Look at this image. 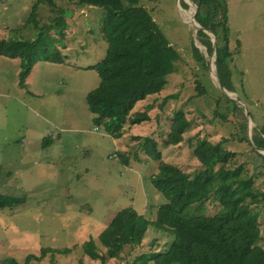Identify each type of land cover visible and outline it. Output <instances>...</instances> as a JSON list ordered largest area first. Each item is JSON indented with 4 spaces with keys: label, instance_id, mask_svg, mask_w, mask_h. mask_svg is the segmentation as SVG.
I'll list each match as a JSON object with an SVG mask.
<instances>
[{
    "label": "rangeland",
    "instance_id": "obj_1",
    "mask_svg": "<svg viewBox=\"0 0 264 264\" xmlns=\"http://www.w3.org/2000/svg\"><path fill=\"white\" fill-rule=\"evenodd\" d=\"M35 1L0 0V39L35 38L38 29L27 23ZM76 1L56 0L67 25L61 39L56 28L49 31L64 63L38 61L20 85L19 60L0 56V193L23 199L12 209H0V262L13 258L22 264L28 255L39 257L42 249L68 248L66 254L48 252L29 264H141L145 255L167 250L173 232L150 224L141 243L125 247L117 257L91 259L81 248L92 238L103 254L99 235L119 210L132 208L152 222L158 206L166 202L151 183L158 161L142 150L144 137L157 142L163 161L191 176L203 168L193 152L197 142L222 141L236 153L233 166L244 163L247 173L255 176V187L264 191V160L259 156L264 149L257 147L258 154L252 150V129L264 125V0H221L227 6L230 54L222 62L224 71L219 68L220 77L233 89L223 87L230 97L243 104L238 106L246 120L231 112L226 99L234 100L218 87L210 70L215 53L197 34L202 27L196 3L140 0L180 57L163 89L131 111L145 112L149 120L126 125L117 139L93 124L85 99L100 80L89 67L106 53L101 31L105 12ZM188 11L195 15L196 27ZM37 12L40 25L57 16L44 3ZM204 31L213 43L214 34ZM177 111L184 113L189 127L180 143L166 144ZM204 207L211 215L219 205L210 198ZM194 209L184 214H203ZM256 209L257 244L264 248V201Z\"/></svg>",
    "mask_w": 264,
    "mask_h": 264
},
{
    "label": "trees",
    "instance_id": "obj_2",
    "mask_svg": "<svg viewBox=\"0 0 264 264\" xmlns=\"http://www.w3.org/2000/svg\"><path fill=\"white\" fill-rule=\"evenodd\" d=\"M193 1L197 5L196 20L202 27L197 31L201 43L212 51L206 29L216 39L214 63L220 77V69L224 71L225 67L222 62L230 54L226 3L221 0ZM42 3L57 16L50 23L40 25L37 10ZM76 3L99 7L105 12L101 31L107 42L106 53L101 61L89 67L97 72L100 80L87 92L85 99L93 124L103 127L117 139L122 136L126 125L149 120L145 112L131 111L137 102L163 89L167 76L176 70L175 63L180 56L140 0H77ZM64 14V9L57 7L56 0H36L27 18V23L38 29L35 38L0 39V56L19 60L20 85L36 62L63 63L66 60L53 45L55 38L49 34L52 28H56L59 38L64 36ZM221 83L225 89L234 92L222 79ZM201 92L205 93L204 87ZM226 101L230 103L232 113L237 112L246 120L241 107L232 100ZM188 127L184 113L177 111L165 143H180ZM252 132V150L257 153V147L264 149V125L252 129ZM134 138L138 139L137 136ZM140 146L149 157L158 161L151 183L166 202L158 206L152 222L137 215L132 208L119 210L99 235L98 240L105 252L100 254L97 244L90 238L81 244L85 255L101 261L117 257L125 247L139 245L150 224L157 229H170L174 240L167 250L145 255L140 259H143L141 264L148 261L153 264H264V248L257 244L260 229L256 209L264 201V191L255 187V176L247 173L244 163L233 166L234 151L224 148L222 141H198L193 152L203 168L191 176L180 167L163 161L154 139L144 137ZM259 156L264 160V156ZM210 198L219 205L211 215L205 213L204 207ZM22 200L0 193V209H12ZM192 206L194 210H203V214L185 215L184 211ZM69 251L68 248L42 249L39 257L28 255L22 264L40 261L48 252L66 254ZM0 264L18 263L8 258Z\"/></svg>",
    "mask_w": 264,
    "mask_h": 264
},
{
    "label": "water",
    "instance_id": "obj_3",
    "mask_svg": "<svg viewBox=\"0 0 264 264\" xmlns=\"http://www.w3.org/2000/svg\"><path fill=\"white\" fill-rule=\"evenodd\" d=\"M209 30V29H208ZM210 31V30H209ZM213 43H212V51L215 53V47H216V43H215V39L212 41ZM213 66H214V77H215V79H216V81H217V83H218V87L221 89V90H223L224 91V93H225V95L227 96V97H229V98H232V97H230V95H229V92L227 91V90H225L224 88H223V86L221 85V83H220V79H219V77H218V75H217V73H216V70H215V65L213 64ZM212 69V67H210V70ZM233 99V98H232ZM234 100V102L237 104V105H239V106H242L243 107V104L239 101V100H235V99H233ZM246 115H247V118L248 119H250V117H249V115H248V113L246 112ZM257 149V148H256Z\"/></svg>",
    "mask_w": 264,
    "mask_h": 264
},
{
    "label": "bare ground",
    "instance_id": "obj_4",
    "mask_svg": "<svg viewBox=\"0 0 264 264\" xmlns=\"http://www.w3.org/2000/svg\"><path fill=\"white\" fill-rule=\"evenodd\" d=\"M188 12H189V11H188ZM189 16L191 17V20H192L191 22H192L193 26L196 27V24L194 23V17H193L194 14H192V13L190 14V12H189ZM193 26H192V27H193ZM193 31H194V29H193ZM199 48H200V46H199ZM213 68H214V66H213ZM213 68L211 69V72H213V75H214V69H213ZM214 76H215V75H214Z\"/></svg>",
    "mask_w": 264,
    "mask_h": 264
},
{
    "label": "crops",
    "instance_id": "obj_5",
    "mask_svg": "<svg viewBox=\"0 0 264 264\" xmlns=\"http://www.w3.org/2000/svg\"><path fill=\"white\" fill-rule=\"evenodd\" d=\"M87 7H88V6H87ZM89 7H91V6H89ZM65 22H66V25H67V21H66V19H65ZM65 30H66V29H65ZM65 30H64V31H65ZM62 55H63V54H62ZM9 59H11V58H9ZM64 62H65V61H64ZM64 62H63V63H64ZM36 64H37V63H36ZM36 64H35V65H36ZM35 65H34V66H35ZM34 66H33V67H34ZM85 68H86V67H85ZM27 81H28V79H27Z\"/></svg>",
    "mask_w": 264,
    "mask_h": 264
},
{
    "label": "clouds",
    "instance_id": "obj_6",
    "mask_svg": "<svg viewBox=\"0 0 264 264\" xmlns=\"http://www.w3.org/2000/svg\"><path fill=\"white\" fill-rule=\"evenodd\" d=\"M211 32V31H210Z\"/></svg>",
    "mask_w": 264,
    "mask_h": 264
}]
</instances>
